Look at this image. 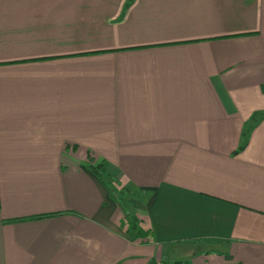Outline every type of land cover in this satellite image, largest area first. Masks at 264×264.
<instances>
[{
    "label": "crops",
    "instance_id": "obj_1",
    "mask_svg": "<svg viewBox=\"0 0 264 264\" xmlns=\"http://www.w3.org/2000/svg\"><path fill=\"white\" fill-rule=\"evenodd\" d=\"M198 256L264 264V0H0V264Z\"/></svg>",
    "mask_w": 264,
    "mask_h": 264
},
{
    "label": "trees",
    "instance_id": "obj_2",
    "mask_svg": "<svg viewBox=\"0 0 264 264\" xmlns=\"http://www.w3.org/2000/svg\"><path fill=\"white\" fill-rule=\"evenodd\" d=\"M86 163H87L86 164L87 168L98 178V180L107 189L110 195L114 197L115 195L117 196V194L115 193V190L118 189L117 188L118 184L114 176L106 171L104 163L102 161L96 162V159L91 154L87 155ZM118 190L120 191L121 194H125L127 192V189L124 187H121ZM116 201L119 205V198H116ZM47 215L49 214L38 215L34 217H26L24 219L42 218ZM126 215L128 216V221H127L128 230H135L136 237H138V239L141 242H149L151 240L150 232L147 229H144L138 226V222L135 216L131 215L129 212ZM156 264H185V263H183L182 261H176L173 263H170L168 261H160V262H157Z\"/></svg>",
    "mask_w": 264,
    "mask_h": 264
},
{
    "label": "rangeland",
    "instance_id": "obj_3",
    "mask_svg": "<svg viewBox=\"0 0 264 264\" xmlns=\"http://www.w3.org/2000/svg\"><path fill=\"white\" fill-rule=\"evenodd\" d=\"M115 193L118 195L117 197L119 198V204H120L121 209H123V212L126 213L128 210L132 211V209L134 208V204H133V200L131 198V195L130 194H127V195L121 194L118 189L115 190ZM192 249H193V247H192ZM202 260L203 259L201 258V256L195 257L193 260L190 261V263L186 262V260H184V259H181V261L185 264H198Z\"/></svg>",
    "mask_w": 264,
    "mask_h": 264
}]
</instances>
